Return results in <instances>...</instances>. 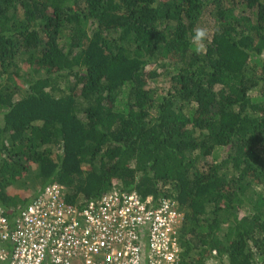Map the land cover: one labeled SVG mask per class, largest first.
Wrapping results in <instances>:
<instances>
[{
    "label": "trees",
    "instance_id": "trees-1",
    "mask_svg": "<svg viewBox=\"0 0 264 264\" xmlns=\"http://www.w3.org/2000/svg\"><path fill=\"white\" fill-rule=\"evenodd\" d=\"M51 183L175 201L180 264H264V0H0V205Z\"/></svg>",
    "mask_w": 264,
    "mask_h": 264
},
{
    "label": "built area",
    "instance_id": "built-area-1",
    "mask_svg": "<svg viewBox=\"0 0 264 264\" xmlns=\"http://www.w3.org/2000/svg\"><path fill=\"white\" fill-rule=\"evenodd\" d=\"M184 222L168 198L113 189L71 203L51 183L16 215L0 205V264H180Z\"/></svg>",
    "mask_w": 264,
    "mask_h": 264
},
{
    "label": "clouds",
    "instance_id": "clouds-1",
    "mask_svg": "<svg viewBox=\"0 0 264 264\" xmlns=\"http://www.w3.org/2000/svg\"><path fill=\"white\" fill-rule=\"evenodd\" d=\"M207 33L203 29H196L195 34L192 36V43L194 51L200 53L204 50L203 40L206 38Z\"/></svg>",
    "mask_w": 264,
    "mask_h": 264
},
{
    "label": "rangeland",
    "instance_id": "rangeland-1",
    "mask_svg": "<svg viewBox=\"0 0 264 264\" xmlns=\"http://www.w3.org/2000/svg\"><path fill=\"white\" fill-rule=\"evenodd\" d=\"M154 67H156L155 65L151 66L150 69H153ZM165 78L164 77H159L157 80L155 79H150L149 80V85L152 87H156V86H160L164 83ZM225 157V154L222 152L219 156V160L223 159ZM213 156L210 155L207 157V161L211 162L213 160ZM209 264H216L215 262H210Z\"/></svg>",
    "mask_w": 264,
    "mask_h": 264
}]
</instances>
